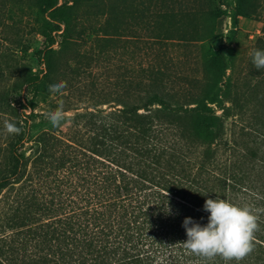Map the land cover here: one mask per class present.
I'll use <instances>...</instances> for the list:
<instances>
[{
  "label": "trees",
  "instance_id": "trees-1",
  "mask_svg": "<svg viewBox=\"0 0 264 264\" xmlns=\"http://www.w3.org/2000/svg\"><path fill=\"white\" fill-rule=\"evenodd\" d=\"M58 4L47 0L45 11ZM41 53L50 72L51 44ZM125 60L130 70L141 65ZM148 83L153 89L130 90L110 110L65 106L77 111L57 131L30 123L32 111L15 122L20 134H5L0 264H264V130L246 132L248 140L235 122L227 131L231 107L218 115L209 106L223 91L215 85L203 98L169 101L163 84ZM216 195L258 217L253 250L239 261L202 258L182 244L185 217L206 224L204 202Z\"/></svg>",
  "mask_w": 264,
  "mask_h": 264
},
{
  "label": "rangeland",
  "instance_id": "rangeland-1",
  "mask_svg": "<svg viewBox=\"0 0 264 264\" xmlns=\"http://www.w3.org/2000/svg\"><path fill=\"white\" fill-rule=\"evenodd\" d=\"M46 2L0 0V167L11 165L5 120H25L23 113L34 111L30 123L57 131L62 122L53 127L45 112L60 104L110 110L130 90L153 89L146 84L153 77L173 94L169 101L203 98L215 85L223 91L209 106L218 115L231 107L227 131L235 122L240 140H248L246 132L254 137L264 130V69L250 55L264 50V0H83L73 6L59 0L60 9L45 11ZM55 23L62 29L54 30ZM48 44L50 72L41 53ZM125 58L141 65L130 70ZM166 65L163 72L150 70ZM59 81H66L62 93L49 92Z\"/></svg>",
  "mask_w": 264,
  "mask_h": 264
},
{
  "label": "clouds",
  "instance_id": "clouds-1",
  "mask_svg": "<svg viewBox=\"0 0 264 264\" xmlns=\"http://www.w3.org/2000/svg\"><path fill=\"white\" fill-rule=\"evenodd\" d=\"M250 55L254 67L264 69V50L253 49ZM65 87L66 81H59L50 84L48 90L62 93ZM44 116L53 127H59L65 120L63 105L45 112ZM4 128L8 134L18 135L22 131L15 122L8 120H5ZM204 210L209 213L206 224L202 225L191 217H185L183 221L187 238L182 244L192 254L206 259L219 255L226 261H239L253 250V235L259 226L251 206L239 205L216 195L205 200Z\"/></svg>",
  "mask_w": 264,
  "mask_h": 264
}]
</instances>
